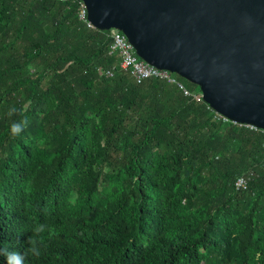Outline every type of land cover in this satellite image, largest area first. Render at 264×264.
Segmentation results:
<instances>
[{
  "label": "trees",
  "instance_id": "1",
  "mask_svg": "<svg viewBox=\"0 0 264 264\" xmlns=\"http://www.w3.org/2000/svg\"><path fill=\"white\" fill-rule=\"evenodd\" d=\"M78 5L0 0V244L45 224L26 264H264V132L135 84Z\"/></svg>",
  "mask_w": 264,
  "mask_h": 264
},
{
  "label": "water",
  "instance_id": "2",
  "mask_svg": "<svg viewBox=\"0 0 264 264\" xmlns=\"http://www.w3.org/2000/svg\"><path fill=\"white\" fill-rule=\"evenodd\" d=\"M147 63L199 87L234 123L264 131V0H76Z\"/></svg>",
  "mask_w": 264,
  "mask_h": 264
},
{
  "label": "built area",
  "instance_id": "3",
  "mask_svg": "<svg viewBox=\"0 0 264 264\" xmlns=\"http://www.w3.org/2000/svg\"><path fill=\"white\" fill-rule=\"evenodd\" d=\"M77 13L78 18L84 21L87 27H92L86 20L85 8L80 2ZM109 36L111 41H109L108 44L107 54L117 58L116 64L118 68L126 72L135 84H141L143 81L150 78H158L166 81L168 84L176 86L183 92L184 95L192 96L197 101L202 99L200 91H190L174 72L155 67L140 58L137 55L133 45L121 30L117 28H111L109 29ZM98 73L104 75L105 77H110L112 76L113 71L111 69H104L98 70ZM215 116L217 118H221L222 120L229 121L228 118L216 112ZM245 125L251 130H258L249 124ZM235 187L236 190L245 189L244 180L242 178L238 179L235 183Z\"/></svg>",
  "mask_w": 264,
  "mask_h": 264
},
{
  "label": "clouds",
  "instance_id": "4",
  "mask_svg": "<svg viewBox=\"0 0 264 264\" xmlns=\"http://www.w3.org/2000/svg\"><path fill=\"white\" fill-rule=\"evenodd\" d=\"M8 116L19 114L21 119L13 121L10 125V134L13 137L19 136L29 125L30 121L23 109H17L12 106L8 109ZM47 225L38 224L32 229V235L27 237L28 247L24 253L10 249L6 244H0V256L4 257L5 264H26V257L31 256L39 258L42 254L43 240L39 237L45 233ZM256 258L259 259V253L256 254Z\"/></svg>",
  "mask_w": 264,
  "mask_h": 264
},
{
  "label": "rangeland",
  "instance_id": "5",
  "mask_svg": "<svg viewBox=\"0 0 264 264\" xmlns=\"http://www.w3.org/2000/svg\"><path fill=\"white\" fill-rule=\"evenodd\" d=\"M197 86V85H196ZM198 87V86H197ZM197 91H199V87L197 88Z\"/></svg>",
  "mask_w": 264,
  "mask_h": 264
}]
</instances>
